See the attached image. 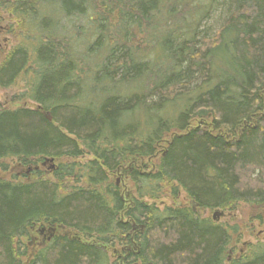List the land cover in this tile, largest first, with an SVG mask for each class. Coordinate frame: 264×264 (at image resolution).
<instances>
[{
	"label": "trees",
	"instance_id": "16d2710c",
	"mask_svg": "<svg viewBox=\"0 0 264 264\" xmlns=\"http://www.w3.org/2000/svg\"><path fill=\"white\" fill-rule=\"evenodd\" d=\"M194 1L0 0L29 33L0 63V87L35 103L0 104V168L66 159L54 180L36 168L32 181L0 178V264H115L109 253L125 244H138L132 263L225 264L226 225L158 202L183 191L205 209L264 205V0H230L200 41L199 20L178 22ZM75 17L100 31L82 49L60 33ZM122 170L131 205L112 180ZM39 225L56 234L29 257ZM230 264H264V243Z\"/></svg>",
	"mask_w": 264,
	"mask_h": 264
},
{
	"label": "rangeland",
	"instance_id": "374dc122",
	"mask_svg": "<svg viewBox=\"0 0 264 264\" xmlns=\"http://www.w3.org/2000/svg\"><path fill=\"white\" fill-rule=\"evenodd\" d=\"M13 1L15 3L17 1L23 0ZM99 1L101 3L104 2V0ZM230 3V0H195L193 8L192 6H190V8H186L183 5L178 6V9H181L182 12L184 11V9H186L185 14H183L184 18H180L178 22L184 23L187 20L192 21L193 19L195 20V22H197L199 20V25L197 27V40L200 41L205 35L214 38L231 13ZM56 9L57 8L52 7L50 16L56 15ZM93 12H97L99 14L101 13L100 10H92L90 15L95 14ZM50 16L48 14L49 18ZM64 21L65 22L62 23V25L59 27L60 33L67 32L70 36H72V33H74L75 35L73 36L76 37L75 47L77 49H82V46H85L83 45L85 41L88 43H93L94 39H97L99 37L100 31H97L96 28H89L92 26H90V24L87 23L86 20L82 17H75L73 19L64 18ZM20 24H22V22L20 21L18 16L11 13L10 9H0V63L20 40L28 39L29 33H26L22 28H20ZM74 26L76 27L73 28ZM110 31L111 33L114 32L113 37L115 42H121L123 40L124 32L122 31H124V28H113L110 29ZM79 34H81L80 38ZM137 38H139L138 34ZM108 42L109 40H104V44L103 46H101L103 49H101L100 52L105 51V45L108 44ZM178 43L179 42L177 41V44ZM188 88H191V85H189ZM22 91L23 88L20 89L17 87H0V104L3 105V107L11 109H15L18 107L34 108L35 103L28 100L15 103L14 97ZM90 158L91 156H87V158L85 159L70 158L67 159V161L75 160L77 162H80ZM65 160L66 159H56L53 162H47L48 159L45 161L44 159H41V161H39L38 163L31 162L28 166H26L20 164L16 160L6 159L1 162L2 164L6 165L7 171L3 170L4 167L0 168V178L13 180L17 178L20 180L32 181L37 178L34 170L36 167H39L38 169L42 171L41 176L39 175L40 177H47L54 180V176L52 175L53 171L58 167L60 161ZM44 163H46V165H44ZM146 170L149 171L151 169L148 168ZM111 176L112 180H114L116 184L122 188V194L127 200V203L129 205L133 204V199H131V186L129 185L130 183L127 184L129 181L124 179V174L118 172L114 175L112 174ZM66 183L70 185H78L75 182L74 178L68 179ZM191 201L192 200L189 199L183 191H181L176 200H173L171 198L163 199V203L158 202V205L163 208L166 204L180 203L181 205L191 207ZM195 208L196 212L201 218L212 219L213 217H216L218 219L216 223L226 225L230 229V231L234 233L233 240L231 242L232 244L226 252L228 256L226 257L225 264H230L234 257L245 254L249 250L251 244L264 243V205L257 206V209H253L252 206H249L242 202L239 204L237 209L232 211L222 209H208L207 212H204L205 208H201L199 206H196ZM131 225L133 228H136L135 231L142 230L143 232L144 230L136 227V225L134 224ZM40 226L41 225L37 226L36 229L39 230ZM45 227L47 228V226ZM37 230L36 233L35 231H33V234L31 235L32 238L27 239L26 241L29 257L33 256L38 250L42 249L46 245L45 241L47 238L44 236V234L41 235ZM45 231H47V229ZM133 232L132 237L133 235H135ZM118 248L121 249V245ZM110 255L112 260H114L115 257H113L112 252H110Z\"/></svg>",
	"mask_w": 264,
	"mask_h": 264
},
{
	"label": "flooded vegetation",
	"instance_id": "af4514ba",
	"mask_svg": "<svg viewBox=\"0 0 264 264\" xmlns=\"http://www.w3.org/2000/svg\"><path fill=\"white\" fill-rule=\"evenodd\" d=\"M44 165H46V163H44ZM38 168L36 167V169H38ZM191 204H192L191 207L193 208V210L196 211V208H195L196 206H194L192 202H191ZM178 205L182 206L180 203H178ZM207 211H208V209H204V212H207ZM205 219H207V218H205ZM209 219H211V218H209ZM211 220L216 222L218 219L216 217H213ZM218 224H220V223H218ZM220 225H224V224H220ZM46 229H47V231H45ZM36 230L37 229H35L33 231H35V233H36ZM51 230L48 227L47 228L46 227H40V229L37 230V231L41 235L44 234V236L47 238L46 241H45L47 243L56 234V229L55 228H52ZM33 239H34V237H33ZM92 244L95 245V246H100V244L97 243V241L92 242ZM136 245H138V244H136ZM121 246H122L121 249H114V250L110 251V252L113 253V257H115V259L112 260L111 255L109 253L110 258H111V260H110L111 262L113 261V262H115V264H143L141 261H137V262H133V263L131 262L132 261V259L130 258L131 253L133 252V250L138 253L139 249H136L135 246H132V245L130 246L129 244H125V245H121ZM237 257L238 256H236L234 258H237Z\"/></svg>",
	"mask_w": 264,
	"mask_h": 264
},
{
	"label": "water",
	"instance_id": "95a60500",
	"mask_svg": "<svg viewBox=\"0 0 264 264\" xmlns=\"http://www.w3.org/2000/svg\"><path fill=\"white\" fill-rule=\"evenodd\" d=\"M49 119H50V120H52V118H51V117H49ZM53 160H54V159H51L50 161L52 162ZM193 204H194V205H196V203H195V202H193Z\"/></svg>",
	"mask_w": 264,
	"mask_h": 264
}]
</instances>
